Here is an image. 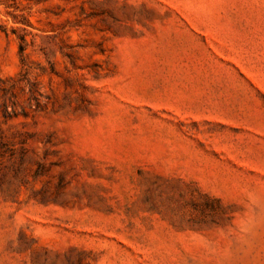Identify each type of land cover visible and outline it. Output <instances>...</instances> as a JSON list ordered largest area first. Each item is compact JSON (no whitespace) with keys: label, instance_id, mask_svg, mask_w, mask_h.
I'll use <instances>...</instances> for the list:
<instances>
[{"label":"rangeland","instance_id":"rangeland-1","mask_svg":"<svg viewBox=\"0 0 264 264\" xmlns=\"http://www.w3.org/2000/svg\"><path fill=\"white\" fill-rule=\"evenodd\" d=\"M0 264H264V0H0Z\"/></svg>","mask_w":264,"mask_h":264}]
</instances>
